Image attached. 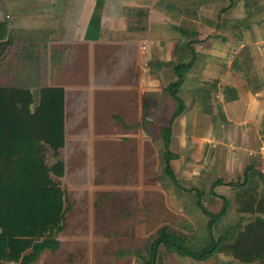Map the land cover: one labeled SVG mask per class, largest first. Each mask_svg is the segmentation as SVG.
<instances>
[{
    "label": "crops",
    "instance_id": "1",
    "mask_svg": "<svg viewBox=\"0 0 264 264\" xmlns=\"http://www.w3.org/2000/svg\"><path fill=\"white\" fill-rule=\"evenodd\" d=\"M23 2L41 5L40 16L29 15L28 20L45 21L39 29H30L46 33L41 38L15 36L13 30L20 26L0 21L2 41L11 43L0 61V85L28 91L31 110L40 109V161L45 170L34 207L40 234L14 235V240L33 244L18 262L9 264H58L62 253L66 264H93V254L102 244L92 246L85 228L99 224L94 223V215L92 221L79 223L77 208L66 199V189L79 187L82 175L81 163L69 148L88 142L91 133L93 141L104 135L111 147L107 164L113 173L114 165L118 169L121 160L126 162L131 155L132 142L157 133L152 139L161 145L160 131L170 127L169 151L175 156L170 167L178 186L163 173L158 155L157 167L167 178L163 188L171 191V219L148 244L173 226L178 232L187 230L177 236L197 240L200 235L193 234L191 222L209 238V216L198 208V198L205 211L217 218L211 225L213 238L259 216L237 214L236 195L264 193V0ZM95 11L99 31L87 33ZM60 16L67 25L56 23ZM11 54L14 60L4 59ZM10 62L18 66L12 76L6 71ZM179 65L189 67L182 72L178 94L184 109L173 118L178 107L168 90L179 82ZM92 173H97L95 168ZM222 208L224 214L217 217ZM17 219H22L19 230L30 233L32 221ZM191 227L193 232L188 231ZM131 233L142 236L144 225ZM79 240L91 242L93 253L88 248L85 255L68 256L66 250L78 246ZM126 253L119 255H131ZM167 253L174 264H237L220 254L196 261Z\"/></svg>",
    "mask_w": 264,
    "mask_h": 264
},
{
    "label": "rangeland",
    "instance_id": "2",
    "mask_svg": "<svg viewBox=\"0 0 264 264\" xmlns=\"http://www.w3.org/2000/svg\"><path fill=\"white\" fill-rule=\"evenodd\" d=\"M13 1L8 0L7 4L4 1L0 2V21L4 20L6 23H12L15 27L20 26V28H14L13 33L15 36L43 37L46 33L44 30L35 31L32 28L38 27L37 29H39L40 26L45 25V21L39 19L35 21L28 20L29 15L33 17L31 19L40 16V11L37 8L41 5H30L27 2L25 4L23 0H17L18 3L15 6ZM9 9L15 11V15ZM14 16L15 19L12 20ZM56 23L67 25L62 20V16L58 17ZM30 27L32 28L30 29ZM18 50L21 49H15L14 51ZM6 58L14 60L12 54L4 57V59ZM17 67L16 64L10 62L9 67H6V71L11 72L12 76L14 69ZM76 134L79 133H73L75 136ZM93 134L91 133V135ZM91 135L88 142L84 140L82 144L79 142V144H74L69 148L71 156L81 163L79 164V174L81 171L82 175L79 176V187L70 185L69 189L68 184H63L65 189L67 187L69 189H66L67 202L70 203L73 209L77 208L79 223L92 221L94 215V223L99 224V226L94 225L85 228V235L92 238V246L97 242L99 245V241L102 244L101 248L97 247L96 252L93 254L95 258L93 264H142L150 258L148 255L149 248H147L150 246L149 241L156 236V232L160 227L165 226L171 219L169 216L171 212L168 210L172 202L171 191H167L166 187L163 188L167 178L159 172L160 169H158L156 161L161 145L158 139H152L154 136L157 137V133H149L145 141L137 138L135 142H132L130 146L131 155L128 154L129 157H126V162L121 160L118 169L117 165H114L115 171L113 173H111L112 169L110 168L112 165L107 164L110 160L111 147L103 140L104 135L100 134V141H93ZM130 158H132V162H129ZM94 168L97 173L91 174ZM91 179H95V182L93 183ZM173 189H176V187H173ZM173 220H175V224L178 223V218H173ZM140 225L142 227L144 225V233L139 237L133 236L132 230L134 231ZM189 226L194 227L196 230L194 231V228L191 227L188 231H194L193 234H199L200 237L195 235L197 240H190L192 243L188 241L189 239H186L188 236L181 239L187 240L185 246L187 251L201 252L210 243V239L207 236H202L201 228L196 227L194 223L191 222ZM170 228L167 229L173 236L178 234L184 236V232L187 231L182 229L178 232L174 226ZM79 241L78 246H71L70 250H66L70 251L68 256H75L76 253L85 255L88 253V248L89 252L93 253L92 247V250L90 249L91 242L86 244L83 240ZM123 252L125 254L129 252L131 255L120 256L119 254ZM156 255L159 264H163V262L165 264L169 261L170 264H174L175 262L163 247L159 248ZM61 258L62 260L58 261V264H66V255L62 253ZM208 258L210 257L208 256ZM198 261L204 260L198 259Z\"/></svg>",
    "mask_w": 264,
    "mask_h": 264
},
{
    "label": "trees",
    "instance_id": "3",
    "mask_svg": "<svg viewBox=\"0 0 264 264\" xmlns=\"http://www.w3.org/2000/svg\"><path fill=\"white\" fill-rule=\"evenodd\" d=\"M98 17L95 11L89 22L87 33L99 31ZM3 30L4 25L0 23V61L8 47L11 46L10 42L2 41ZM188 67V65L178 66L179 82L168 90L169 97L178 107L173 118L184 109L178 94L183 85L182 72L188 70ZM32 102L28 91L0 85V264L18 262L25 250L33 244L31 240H14V235L40 234L39 214L36 209L40 199L39 189L42 186L41 172L45 169L40 161V109L36 107L31 110ZM170 136V127H163L160 131V163L163 173L174 185L178 186L170 167V161L175 158L169 151ZM15 191L16 194L12 197ZM236 197L237 214H257L259 216L244 226L239 224L228 228L223 235L213 238L211 225L217 218L205 211L198 198V208L204 215L209 216L210 243L201 252L187 251L186 239H181L177 235L173 236L168 229H165L157 241L148 247L150 258L143 264H156L158 258L156 254L160 247H163L166 252L174 251L197 261L220 254L240 264H264V219L262 218L264 216V193L250 191L247 194L237 193ZM248 205L251 208H244ZM222 214H224V208L217 217ZM17 218H29V222L32 221L34 227H30V233L23 229L19 230L21 223L19 220L22 219ZM25 258L22 259L24 263L28 261Z\"/></svg>",
    "mask_w": 264,
    "mask_h": 264
}]
</instances>
